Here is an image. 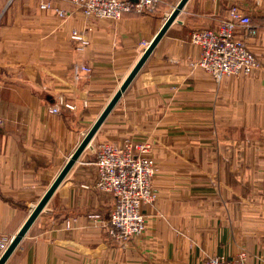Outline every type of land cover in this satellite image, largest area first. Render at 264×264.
<instances>
[{
  "label": "crops",
  "instance_id": "crops-1",
  "mask_svg": "<svg viewBox=\"0 0 264 264\" xmlns=\"http://www.w3.org/2000/svg\"><path fill=\"white\" fill-rule=\"evenodd\" d=\"M179 1L86 20L70 0H0V239L18 233ZM232 7L252 16L261 65L218 82L194 65L190 35ZM77 64L91 71L76 78ZM62 98L76 108L50 112ZM116 106L96 144L151 143L157 198L143 207L145 231L117 244L90 218L107 219L114 196L93 185L86 148L5 264H203L248 247L252 264L256 247L264 257V0H188Z\"/></svg>",
  "mask_w": 264,
  "mask_h": 264
},
{
  "label": "built area",
  "instance_id": "built-area-1",
  "mask_svg": "<svg viewBox=\"0 0 264 264\" xmlns=\"http://www.w3.org/2000/svg\"><path fill=\"white\" fill-rule=\"evenodd\" d=\"M73 6L81 9L86 20H117L126 13H154L161 0H70ZM42 8L55 9L62 16L72 11L54 7L51 2H43ZM258 28L253 24L251 15L244 14L238 7L230 9V18L222 20L214 27H203L192 31L191 41L201 49L195 66L208 71L216 81L226 76L250 74L261 65L259 58L250 50L247 38L256 36ZM78 42V48L87 44L83 32L74 29L71 35ZM81 71L90 72L91 68L84 64L75 67L76 78ZM62 100L49 107L52 113H59ZM68 108L75 109L72 104ZM97 176L93 185L100 191L111 193L114 204L107 219L98 213L90 214V218L100 220L113 243L125 244L140 236L146 229L144 205L153 203L157 198L153 179L157 165L151 155L150 142L123 143L101 142L93 148ZM12 239H0L2 250L8 247ZM204 264H252L248 252L241 250L236 257L213 255Z\"/></svg>",
  "mask_w": 264,
  "mask_h": 264
},
{
  "label": "water",
  "instance_id": "water-1",
  "mask_svg": "<svg viewBox=\"0 0 264 264\" xmlns=\"http://www.w3.org/2000/svg\"><path fill=\"white\" fill-rule=\"evenodd\" d=\"M137 1V0H132ZM188 0H180L177 5L174 7L170 15L167 17L165 23L157 33V35L154 37V39L151 41V43L148 45V47L145 49L143 55L140 57L136 65L133 67L127 78L123 81L120 88L117 90L115 95L112 97L110 102L106 105L104 110L101 112L99 117L96 119L94 124L91 126V128L87 131V133L82 138L81 142L75 149V151L71 154L63 168L61 169L60 173L57 175L53 183L50 185L42 199L38 202V204L34 207L32 212L30 213L29 217L25 221V223L22 225L18 233L12 238L11 242L9 243L8 247L3 252L2 256L0 257V264H5L7 259L10 257V255L14 252V250L17 248V246L20 244L23 237L28 232L31 225L34 223V221L37 219V217L40 215V213L44 210L47 203L55 193V191L58 189V187L61 185L63 180L66 178L72 167L76 164V162L81 157L84 150L89 146L92 139L98 132V130L101 128L109 114L112 112L114 107L117 105L118 101L122 97L123 93L126 91L128 86L131 84V82L134 80L136 75L139 73L149 56L151 55L152 51L158 44V42L161 40V38L164 36V34L167 32L169 27L173 24L174 21L177 20L178 16L180 15L181 11L184 9L186 3ZM56 103V100L53 102ZM51 103V105H54Z\"/></svg>",
  "mask_w": 264,
  "mask_h": 264
},
{
  "label": "rangeland",
  "instance_id": "rangeland-1",
  "mask_svg": "<svg viewBox=\"0 0 264 264\" xmlns=\"http://www.w3.org/2000/svg\"><path fill=\"white\" fill-rule=\"evenodd\" d=\"M62 101L63 103H61V109H60V112L59 114H61V112L63 111V108H68L67 104H71V103H68L64 98H62ZM56 104V103H55ZM52 106V105H51ZM75 106V105H74ZM117 107V106H116ZM76 108V106H75ZM116 109V110H115ZM114 109V112L117 111V108ZM113 111V110H112ZM89 125H87L86 127V130L89 128L91 122L88 123ZM104 133V129L102 128L98 134L94 137V139L92 140V142L89 144V146L87 147V150L90 151L91 155H92V158L90 159L92 161L93 164H95V153L93 152V148L95 147L96 145V142L99 141L101 139V136L103 135ZM96 166V165H95ZM156 175V174H155ZM154 179H155V176H154ZM153 179V184H154V180ZM215 187V186H214ZM218 197V196H217ZM220 199V197H218ZM236 234L237 232H234V235H235V238H236ZM246 248V247H245ZM249 248V247H248ZM248 248H246L248 250ZM246 249H243V250H246ZM252 249V248H250ZM242 250V249H241ZM240 250V251H241ZM246 250V251H247ZM254 250V251H253ZM251 250V256L254 258L253 261L254 263L256 264H264V257L261 253V251L263 250L262 247H256V249H253ZM248 252V251H247ZM240 253V252H239ZM226 256V255H225ZM238 256V255H237ZM228 257V256H227ZM231 258V257H230ZM205 263V262H204ZM203 263V264H204Z\"/></svg>",
  "mask_w": 264,
  "mask_h": 264
}]
</instances>
